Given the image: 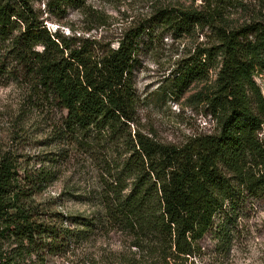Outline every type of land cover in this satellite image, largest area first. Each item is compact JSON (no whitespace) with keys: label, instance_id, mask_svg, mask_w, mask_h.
<instances>
[{"label":"trees","instance_id":"trees-1","mask_svg":"<svg viewBox=\"0 0 264 264\" xmlns=\"http://www.w3.org/2000/svg\"><path fill=\"white\" fill-rule=\"evenodd\" d=\"M35 1L0 0V82L20 91L16 139L38 114L46 125L40 143L54 149L0 148V264L100 263L80 248L95 230L120 231L135 248L110 251L102 264H231L240 206L264 191V96L253 79L264 77V21L231 26V0L157 11L174 31L209 27L215 39L175 72L171 92L215 64V88L194 96L217 130L174 145L137 118L135 54L146 25L102 49L96 39L51 32ZM84 3L45 6L57 15ZM76 156L97 172V189L76 197L90 205L89 215L60 213V201L41 197ZM58 196H75L74 188L64 182Z\"/></svg>","mask_w":264,"mask_h":264},{"label":"rangeland","instance_id":"rangeland-1","mask_svg":"<svg viewBox=\"0 0 264 264\" xmlns=\"http://www.w3.org/2000/svg\"><path fill=\"white\" fill-rule=\"evenodd\" d=\"M45 4L46 0H36L34 6L42 11L43 23L51 32L58 30L65 35L96 39L102 49L108 45L116 47L125 32L139 24L146 25L147 32L137 38L134 66L137 118L145 131H150L161 142L181 145L192 136L217 130V122L208 112L207 104L194 96L198 92L202 95L211 93L215 88V64L209 65L203 79L194 80L182 92L176 87L174 93L171 92L175 72L195 60L198 48L215 43L212 29L194 27L182 33L166 26L156 15L164 7L199 6L200 0H85L83 7L67 8L57 15L49 13ZM230 5L227 21L231 26L252 19L264 21V0H231ZM253 79L264 96L263 75L255 74ZM20 100L16 85L0 82V148L15 145L19 153L30 155L54 149L40 143L45 137L46 125L38 114L27 121V134H21L16 139L19 135L15 130L18 127L16 120ZM96 175V170L84 162L82 156H76L62 167V177L41 197L60 201L55 207L60 213L89 215L90 205L76 197L83 191L97 189ZM64 182L68 190L74 188L75 196L59 200L61 197L58 194ZM240 208L235 224L236 238L230 250L231 264H264V191L247 199ZM128 240L120 231L105 233L95 230L80 248L89 261L102 264L103 257L109 256L110 251H135L134 247H128ZM211 243L207 238L203 245L210 247ZM58 262L56 260L55 264Z\"/></svg>","mask_w":264,"mask_h":264},{"label":"built area","instance_id":"built-area-1","mask_svg":"<svg viewBox=\"0 0 264 264\" xmlns=\"http://www.w3.org/2000/svg\"><path fill=\"white\" fill-rule=\"evenodd\" d=\"M263 84H264V77H263Z\"/></svg>","mask_w":264,"mask_h":264}]
</instances>
